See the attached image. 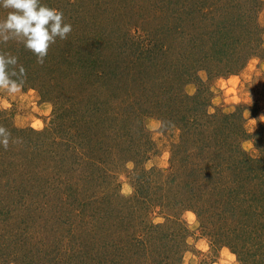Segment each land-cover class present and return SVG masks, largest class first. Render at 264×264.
<instances>
[{"label":"trees","instance_id":"1","mask_svg":"<svg viewBox=\"0 0 264 264\" xmlns=\"http://www.w3.org/2000/svg\"><path fill=\"white\" fill-rule=\"evenodd\" d=\"M262 5V0H161L151 6L150 13L144 10L135 16L141 26L148 24L147 29L138 28L141 31L138 36L124 29L118 31L134 48L129 50L131 46H120L123 53L131 51L136 56L128 64L131 69L128 84L132 88H128L127 95L142 105H152L165 111L162 106L169 105L178 110L176 118L181 123L178 147L182 155L179 151L173 153L171 171H179V177L173 173L164 176L163 171H157L159 173L154 176V180L157 176L154 189L157 193H151L146 188L152 174L145 172L134 182L136 194L130 200L119 199L117 193L97 195L86 200L79 212L84 218L89 215L91 220L81 217L82 221L78 224L61 222L63 225L59 227L62 230L66 227L67 234L57 238L62 231L51 232V247L56 257L49 262L61 264V259L68 257L69 264H182L181 255L187 247L185 239L188 231L180 225L176 213L173 216L170 213L179 208L180 211L183 209L182 212L196 213L213 246L231 248L241 264H264V140L258 143L255 141L258 139L253 138L259 155L246 152L242 147L248 137L242 125L243 118L236 117L235 113L220 116L210 113V89L205 87L207 81L199 75L201 69L209 71V80L237 75L249 60L262 56V37L253 22ZM100 55L98 51L94 62L109 73L121 65L118 58L107 63ZM87 60L83 63L86 64ZM135 66L142 68L144 73L138 75ZM26 70L19 78L21 83L29 82L35 76V72ZM47 73L51 72L47 70ZM101 73L99 79L110 82V91L112 77L105 71ZM73 81V76L68 75L67 82ZM191 82L198 85L195 97L185 92L186 85ZM112 95L110 93L111 98ZM101 96L100 105L105 106L109 100ZM100 109L95 116L99 118L100 114L103 117L102 126L106 128L102 135L96 137L95 132L86 133L83 141L78 140L71 145L65 141L61 145L65 147L61 154L63 164L57 167L61 166L63 173L76 181L68 183L69 190L76 185L90 188L100 183L98 174L108 165L106 136L112 134L110 122L114 125L128 123L129 118L121 121L123 124L119 122L118 112L112 111L108 115ZM4 123L0 121V127L6 129ZM49 132L50 129L37 132L13 128L9 131L7 147L0 144V155L9 156V161H2L0 156L1 179H10L16 171L22 170L19 183L14 186H17L16 190L11 191L12 187L8 192L2 191L7 187L0 180V235L3 234L1 237L12 245L13 250L23 242L28 244L26 258L37 250L40 252L36 243L28 236L24 241H19V237L13 241L9 233L15 230L25 234L32 221L39 220L42 215L38 204L28 202L32 195L28 175L29 171L30 174L36 173L37 180L31 186L40 195L49 197V186L53 182H49L47 177L45 181L44 177L50 162L44 160L45 163L31 170L20 165H16L17 169L5 165L16 160L14 157L27 159L40 156L43 145L47 147L45 153L48 154L51 147L49 140L46 139L45 144L33 137L48 138ZM120 140L123 143V137ZM52 145L57 146L56 143ZM43 159L46 158L43 156ZM51 168L55 171L53 165ZM60 183L65 182H59L56 192L62 189L63 184ZM57 196L48 198L50 200H45L47 203L43 205L51 206L55 205L54 201H63L61 192ZM141 203L163 208L170 223L155 225L133 221L131 218H136L137 205ZM125 205L130 210L128 214L123 211ZM90 207L94 209L91 214ZM86 210L88 213H81ZM178 224L180 229L176 227ZM168 227L170 231L166 232ZM64 243L68 246L63 247ZM2 250L0 245L1 258L6 255ZM44 257L43 261L48 263L50 259L46 255ZM22 259L20 256L11 260L18 262Z\"/></svg>","mask_w":264,"mask_h":264},{"label":"rangeland","instance_id":"2","mask_svg":"<svg viewBox=\"0 0 264 264\" xmlns=\"http://www.w3.org/2000/svg\"><path fill=\"white\" fill-rule=\"evenodd\" d=\"M160 1L41 0L44 5L63 12L65 23L72 25V31L67 39L61 40L57 37L56 42L50 45L47 56L42 63L38 62L35 54L16 40L0 43V51L15 55L18 58V66H23L24 69L35 72L34 75L36 76V78H34L35 76L30 78L29 82H22V90L19 92L9 93L4 89H0V121L5 122L8 132L13 128L35 130L37 132L50 129L48 138H33L43 140L45 144L47 139L51 144L48 154L45 153L47 147L43 145L40 156H32L27 159L14 157L16 160L13 159L5 166L16 167L17 169L16 165H20L26 170H31L38 168L45 160L50 162V165L44 180L47 177L46 179L49 182L51 180L53 182L52 187L49 186V197L43 194L40 195L32 187L37 180L36 173L30 174L29 171L28 176L31 179L29 183L32 195L28 198V202L32 205L38 204L42 215L39 220L32 221L25 234L15 230L10 231H14L15 235L9 233L12 240L19 237V241H24L25 236L32 238L40 252H37V250L30 258H26L25 254L29 249L28 244L23 242L13 250L12 245L1 237L3 236L1 234L0 245L6 255L0 257V264L2 262L3 264H53L49 262L51 259L55 260L56 257V253L51 247L53 245L52 233L62 231L57 234V238H60L62 234H67L66 227H63V230L59 227V225H63L61 224L63 221L78 224L82 219L91 220V217L87 214L88 210L81 213L87 212L86 215L89 218L87 216L82 217L84 215L80 216L79 210L81 206H85L86 200L107 193L110 195L117 193L119 199L130 200L136 194L134 182H137V178L145 172L152 174L149 178L148 187H145L146 191H151V193H157L154 191L157 185V176L155 180L154 176L159 173L157 171H163L164 176L173 173L179 177V171L178 173L171 171L173 153L179 151L182 155V151L178 147L181 137L179 130L181 123L177 122L179 115L176 112L178 110H174V107L169 105L164 107L163 104L161 106L166 111L159 110L152 105L139 104L134 98H131V95L130 97L127 95L128 88H132V85L128 84L129 71L131 72L128 64H131V60H135L136 56L131 51L123 53L120 46L127 48L131 45L127 44L123 35L121 36L118 32L120 29H124L128 33L138 36L141 32L138 28L147 29L148 24L141 26L139 20L136 21L135 16L144 10L150 13L152 11L150 10L151 6ZM262 2L263 5L257 11L253 22H255L254 25L256 24V29L260 32L264 49V0ZM7 11L0 9V18L6 16ZM124 20L126 21L122 22ZM124 30H122V33ZM132 49L134 48L131 46L129 50ZM12 51L16 53L14 54ZM98 51L101 54L100 58L107 60V63L118 58L117 60L121 65L111 69L110 73L108 70L100 68L98 62H94ZM261 55L260 58L249 60L237 75L222 78L214 77L209 80L208 70L201 69L199 73L201 78L207 81L205 87L207 86L206 88L210 89V98L205 94L211 100L209 103L210 113L216 116L235 113L236 117H242V125L248 135L243 141L242 147L246 152L253 155H259L253 138L256 137L258 140L255 141H258V143H262V140H264V53ZM26 56L28 57L26 58ZM85 59H88L86 64L83 63ZM134 69L138 75L140 72L144 73L140 67L138 69L135 66ZM47 70L51 73H47ZM52 71L55 72L52 73ZM103 71L109 73V76L112 77L113 85L110 91L108 89L110 82L107 83L99 79ZM68 75L73 76V82H67ZM14 78L19 79L21 77L18 75ZM116 86L119 88L117 89ZM120 87H122L121 90ZM185 92L189 96L195 97L198 93L197 83L191 82L186 85ZM110 93L113 94V98L110 97ZM101 95H103L102 99L109 100L106 101L105 106L100 105ZM69 107L70 110L68 111ZM98 109L105 110L108 115H111L112 111L118 112L119 122L129 118L128 123L114 125L110 122L112 134L106 133L108 138L106 147L109 151L107 156L108 165L98 174L100 175V183L90 188H82L76 185L75 188L69 190L68 183L76 181L74 178H70V175L66 172L63 173L64 170L60 168L61 166L57 167L58 164H63L61 154L65 147L61 145H64L65 141H69V145L72 142H78V140L83 141V136L86 133L89 135L95 132L96 137L102 135L106 127L102 126L103 117L101 118L100 114L99 118H97L98 115L95 116ZM163 119H166L165 123ZM121 137H123V143L120 140ZM53 143H56L57 146L52 145ZM0 156L2 161L9 158L4 154ZM43 156L46 159H43ZM40 160L41 162H39ZM51 165H53L55 171L52 170ZM21 172L22 170L16 171L7 180L1 179L2 174H0V180H3L6 185L5 188L7 187L2 191L8 192L9 188L18 184ZM0 173H3L1 167ZM59 182H65L64 184L60 183L63 186L59 190L63 201H54L55 205L50 206L48 204L44 206L43 203L50 200L48 198L58 197L59 192L55 190ZM16 187L12 188L11 191L16 190ZM116 202L118 201L116 200ZM137 206L136 218H131L137 223L164 225L170 221L164 215L163 208H157L156 206L152 208L147 203H141ZM91 208H89L90 214L92 211L94 212V209ZM126 208L125 205L123 211L128 214L130 210ZM182 211L178 208L176 211L170 212L171 216L176 213L180 225L185 226L188 231L185 239L187 247L181 255L182 264H241L231 248L213 246L196 213ZM176 227L180 229L179 224ZM165 231L169 232V227ZM65 242L67 243V241ZM62 245L63 247L68 246L65 243ZM45 255L50 259L48 263L43 261ZM20 256L23 259L18 262L11 260L13 257ZM67 258L63 257L61 264H69Z\"/></svg>","mask_w":264,"mask_h":264},{"label":"clouds","instance_id":"3","mask_svg":"<svg viewBox=\"0 0 264 264\" xmlns=\"http://www.w3.org/2000/svg\"><path fill=\"white\" fill-rule=\"evenodd\" d=\"M0 9L8 10L0 18V43L16 40L43 62L51 44L57 37L67 39L72 25L65 23L63 12L44 5L41 0H0ZM25 73L18 66V58L0 51V89L9 93L22 90V83L14 77ZM10 133L0 127V144L7 147Z\"/></svg>","mask_w":264,"mask_h":264}]
</instances>
